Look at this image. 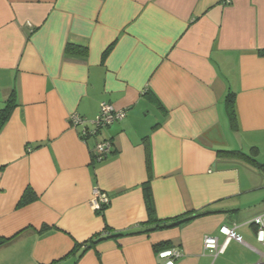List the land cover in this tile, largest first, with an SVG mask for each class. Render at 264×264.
Wrapping results in <instances>:
<instances>
[{"label":"crops","instance_id":"0c3cea01","mask_svg":"<svg viewBox=\"0 0 264 264\" xmlns=\"http://www.w3.org/2000/svg\"><path fill=\"white\" fill-rule=\"evenodd\" d=\"M260 52L264 0H0V110L16 102L0 133V264H161L165 249L182 254L176 264H264L252 223L264 176L218 157L257 147L264 164ZM104 103L126 117L95 135ZM73 114L87 123L73 127ZM105 140L112 152L94 162ZM148 180L159 219L210 214L126 236L148 228ZM28 188L37 199L19 207ZM96 190L110 198L103 214ZM223 226L245 244L214 259L204 239L222 243ZM106 227L124 236L76 247Z\"/></svg>","mask_w":264,"mask_h":264},{"label":"trees","instance_id":"16d2710c","mask_svg":"<svg viewBox=\"0 0 264 264\" xmlns=\"http://www.w3.org/2000/svg\"><path fill=\"white\" fill-rule=\"evenodd\" d=\"M67 52L70 54H76V55H82V56L87 54L86 49H83V48L76 49L75 47H72V46H68ZM260 55L264 56V52H260ZM15 107H16V102H15L14 96H12L10 100H8V102L6 103L5 108L0 110V133L2 129L4 128V126L10 120L12 112L15 109ZM226 110H227V114H228L232 129L236 132L239 131L238 117H237V112H236V97L234 93H231L226 99ZM109 142L112 143L111 141ZM259 154H260V151L257 147H253L250 151V154H245L241 151H218L219 158L235 159V160L243 161L247 163L248 165L256 168L264 176V164L257 161ZM92 156H93V161L97 162V158L94 157V155ZM147 167H148V170H151L152 168L150 153H148V156H147ZM143 192H144V200H145V206H146L148 219L145 223L142 224V226H146L148 228H146V230H143V231L129 233L126 236L149 234V233L156 232V231H164V230H170V229L182 227L185 224L197 218L210 214L209 212L189 211L183 215H180L172 219L161 220L157 216L154 195H153L152 187L150 185L149 180L143 185ZM36 199H37V195L33 192L32 189L28 188L19 203V207H24L34 202ZM109 205L110 203L102 205L101 209L98 212L103 214L104 211L109 207ZM111 232H113L112 229H110L109 227H106V229L104 230V233L95 235L92 239H90L86 243L77 244L76 247L83 248V252H85L88 249L92 248L93 246L97 245L102 240H106L110 238H119V237L124 236L120 234L114 235ZM5 242L6 241H0V246L5 244Z\"/></svg>","mask_w":264,"mask_h":264},{"label":"built area","instance_id":"2783aa9c","mask_svg":"<svg viewBox=\"0 0 264 264\" xmlns=\"http://www.w3.org/2000/svg\"><path fill=\"white\" fill-rule=\"evenodd\" d=\"M125 117V111H116L114 107L108 103L102 104L99 116L95 121H93V125L95 126L93 134L96 135L100 130L105 129L116 122L124 120ZM69 119L73 127L80 125L84 126L87 123V119L81 117L78 114L71 115ZM87 134L88 131L84 130L82 136L85 137ZM111 152L112 143L105 140L97 143L92 155L97 158V161H101ZM94 198L95 199L93 200L92 206L96 211H99L102 205L110 203L109 196L99 190L95 191ZM252 223L257 228L256 235L258 243L264 246V216L255 218ZM220 234L225 237L222 243H220L219 239L216 237L208 236L204 239V251L209 253L214 259L225 254L229 244L232 241L245 244L244 240L236 233L235 229H230L227 226H223L220 228ZM181 257L182 254L175 249H165L158 253V259L161 261V264H176Z\"/></svg>","mask_w":264,"mask_h":264}]
</instances>
